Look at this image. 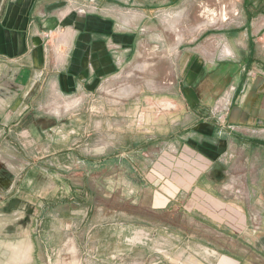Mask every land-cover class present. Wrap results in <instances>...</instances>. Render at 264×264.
I'll return each instance as SVG.
<instances>
[{"label": "crops", "instance_id": "1", "mask_svg": "<svg viewBox=\"0 0 264 264\" xmlns=\"http://www.w3.org/2000/svg\"><path fill=\"white\" fill-rule=\"evenodd\" d=\"M238 1L237 21L219 22L201 36L193 34L184 46L178 43L184 55L179 61L188 66L180 68L177 85L165 92L168 112L148 113L142 119V131L148 135L144 145L136 146L131 139L123 152L111 145L107 157L111 165L124 159L129 174L143 175L169 144L173 158L166 156L170 161L164 165L180 179L177 186L166 183L167 188L173 193L185 191L184 198L198 209L199 201L212 198L220 209L237 207L248 221L261 224L250 234L244 229V217L234 228V218L242 214L236 213L232 225L222 219L240 238L264 230V45L258 42L264 33V0ZM210 3L215 4L212 0H0V80L14 74L26 79L17 100L2 101L8 111L0 115V143L7 142L18 126L10 112L25 104L26 110L34 98L48 92L62 98L95 94L149 48L161 47V25L191 15L193 5ZM134 131L132 126L125 133ZM26 190L16 181L0 184V264H47L52 259L51 241L40 239L46 229L39 225L37 211L28 217L20 211L18 196ZM218 234L238 241L264 262L263 253L249 247V240L242 243L226 232ZM243 250L234 261L257 264L246 258L247 251L241 255Z\"/></svg>", "mask_w": 264, "mask_h": 264}, {"label": "rangeland", "instance_id": "2", "mask_svg": "<svg viewBox=\"0 0 264 264\" xmlns=\"http://www.w3.org/2000/svg\"><path fill=\"white\" fill-rule=\"evenodd\" d=\"M212 1V6L193 5L191 15L161 25V47L149 48L95 94L62 98L48 92L34 98L26 110L25 104L10 112L18 126L0 143V165L6 167L5 181L28 189L19 193L20 211L27 217L37 211L39 225L46 229L40 239L48 238L54 248L47 264H237L240 248L241 255L247 251L246 258L264 264L249 248L218 234L240 236L222 222L230 220L232 225L237 212L242 215L234 218V228L242 225V217L250 234L261 224L248 221L237 207L220 209L212 198L199 201L198 209L184 198L185 191L167 188L166 183L177 186L180 179L164 165L169 155L173 158L169 144L143 175L129 174L124 159L111 165L107 157L111 145L123 152L132 139L141 146L148 140L142 119L148 113L168 112L165 92L177 85L180 68L188 66L179 61L178 43L184 46L193 34L201 36L219 22L237 21L238 0ZM258 42L264 45V33ZM132 126L134 135L127 136ZM168 132L167 142L171 128ZM58 216L60 222L53 220ZM51 227L54 230L47 232ZM248 233L237 238L249 240V247L264 258L260 234Z\"/></svg>", "mask_w": 264, "mask_h": 264}, {"label": "flooded vegetation", "instance_id": "3", "mask_svg": "<svg viewBox=\"0 0 264 264\" xmlns=\"http://www.w3.org/2000/svg\"><path fill=\"white\" fill-rule=\"evenodd\" d=\"M26 79L22 76L14 74L13 76L5 75L0 80V115L2 112L6 111L5 107L2 104L3 99L7 100H17L23 89L25 87ZM16 125V124H15ZM16 127V126H15ZM10 130V129H9ZM3 143V142H2ZM4 166L0 165V184H4ZM257 233L260 234L259 238L261 239L262 244H264V230H257Z\"/></svg>", "mask_w": 264, "mask_h": 264}, {"label": "bare ground", "instance_id": "4", "mask_svg": "<svg viewBox=\"0 0 264 264\" xmlns=\"http://www.w3.org/2000/svg\"><path fill=\"white\" fill-rule=\"evenodd\" d=\"M226 15H227V14H225V15H224V20L227 18V16H226ZM63 46H64V45H63ZM59 47H60V46H59ZM58 51H59V50H58ZM58 51H57V52H58ZM62 53H63V52H62ZM58 104H60V105H61V103H58ZM63 104H64V103H63ZM66 105L68 106L69 104H66ZM66 105H65V106H66ZM71 106H72V105H71ZM61 107H62V106H60V108H61ZM66 108H67V107H66Z\"/></svg>", "mask_w": 264, "mask_h": 264}, {"label": "built area", "instance_id": "5", "mask_svg": "<svg viewBox=\"0 0 264 264\" xmlns=\"http://www.w3.org/2000/svg\"><path fill=\"white\" fill-rule=\"evenodd\" d=\"M236 14H238V13H236Z\"/></svg>", "mask_w": 264, "mask_h": 264}]
</instances>
